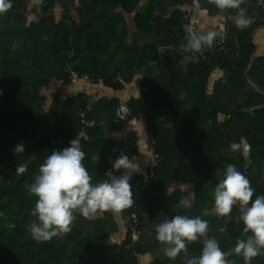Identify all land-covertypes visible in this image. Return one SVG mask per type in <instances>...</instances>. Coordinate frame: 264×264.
Masks as SVG:
<instances>
[{"label":"trees","instance_id":"obj_1","mask_svg":"<svg viewBox=\"0 0 264 264\" xmlns=\"http://www.w3.org/2000/svg\"><path fill=\"white\" fill-rule=\"evenodd\" d=\"M192 2L35 0L28 12L27 0H12L0 15V264H185L183 253L166 257L156 239L154 223L165 216L206 220L208 236L223 251L246 239L237 206L228 216L216 213L214 189L233 165L249 180L253 199L264 195V57L253 41L264 29V0H243L249 20L243 29L232 21L237 10L221 12L215 0H197L200 32L203 16L224 21L226 50L205 45L203 57L184 50ZM58 3L66 6L61 15L53 10ZM72 73L88 85L139 92L124 101L96 100V125L85 128L80 114L88 95L64 100L55 93L48 103L42 94L54 84L72 86ZM121 101L130 118L145 123L156 184L144 189V175L134 174L132 206L91 218L76 213L70 232L35 241L29 186L50 152L79 139L93 182L106 179L121 153L136 162L138 132L115 120ZM21 142L25 152L16 155L12 149ZM19 163L28 164L26 173H15ZM122 228L124 239L109 243ZM202 247V239L188 243L189 256ZM228 261L245 264L235 253ZM251 264H264V251Z\"/></svg>","mask_w":264,"mask_h":264},{"label":"clouds","instance_id":"obj_2","mask_svg":"<svg viewBox=\"0 0 264 264\" xmlns=\"http://www.w3.org/2000/svg\"><path fill=\"white\" fill-rule=\"evenodd\" d=\"M242 3L243 0H215L216 8L221 12L237 10L232 21L240 29L249 24ZM11 8L12 0H0V15ZM205 41L210 45L212 36L193 35L184 50L200 51ZM12 151L16 155L24 153V143H18ZM84 159L80 140L72 139L67 147L50 152L40 164L34 182L29 186L30 193L36 197L31 213L36 220L29 228L35 241H49L70 232L76 213L91 218L100 212L120 211L134 204L130 181L134 173L140 172V166L133 157L121 153L105 173L106 179L97 182H93L82 163ZM27 171V163L15 166L16 174ZM253 197L254 189L247 177L235 166L228 165L223 179L214 189V207L218 215L228 216L237 206L246 239H237L230 252L223 251L218 241L208 236L206 220L198 216H165L155 226L156 239L164 246L163 254L174 260L183 253L185 264H229L228 257L235 253L244 258L245 264H251L252 259L264 251V195ZM200 239L203 240L200 254L189 256L187 244Z\"/></svg>","mask_w":264,"mask_h":264},{"label":"crops","instance_id":"obj_3","mask_svg":"<svg viewBox=\"0 0 264 264\" xmlns=\"http://www.w3.org/2000/svg\"><path fill=\"white\" fill-rule=\"evenodd\" d=\"M34 3H35V0H27L26 9L28 12L31 11V9L34 6ZM65 7L66 6L64 4L62 5V4L58 3L55 6V8L53 9L55 15H61L63 13V10H64L63 8H65ZM73 7H74L73 4L70 3L68 8L73 9ZM205 17L208 19V21H212L214 23H212V26H206L205 31L201 32L202 34H204L205 36L211 35L212 38L225 35L224 27H223L224 21L221 22L222 23L221 24L222 30L218 31V30H216L218 27L217 22L211 20V19L216 20V18H218L219 16H216V17L215 16L214 17L205 16ZM215 30H216V32H215ZM253 41H254V44L256 46V55L264 57V29H259V30L254 32ZM213 80L214 79H212L210 81L209 86L212 84ZM79 83H81V84L79 85ZM51 88L44 90L42 92V94L45 95V97L47 99H48V95H50V97H51L55 93H59V92L70 93L71 92L70 90L73 87L72 86L62 87L59 84H54ZM74 88L79 89V90H84L88 96H90L94 99V102L96 100L104 97L103 95H101L98 92L97 86H92L91 84L88 85V83H86L84 81L77 82V84L74 86ZM63 90H68V91H63ZM130 90H134V89L131 88ZM102 92L105 93V95L109 96V98L115 97V98H118L119 100L124 101V100H128L130 98V96L137 94L139 91H125V94L121 95L120 97H116V95L120 94L123 91H121V92L102 91ZM115 120H116V118H115ZM116 122L121 123V121H117V120H116ZM95 125H96V123H95ZM133 129L138 132L139 142H138V152H137V157H136V163H138L140 166V172L134 173V174L144 175V181H145L147 176H148V169H149V165H150V160L154 156V153L150 149V141H149V137H148V133L146 131V126H145L144 121L137 120L135 125L133 126Z\"/></svg>","mask_w":264,"mask_h":264},{"label":"built area","instance_id":"obj_4","mask_svg":"<svg viewBox=\"0 0 264 264\" xmlns=\"http://www.w3.org/2000/svg\"><path fill=\"white\" fill-rule=\"evenodd\" d=\"M259 5H262L261 2H259ZM198 6V2L197 0H193L192 4L190 6H187L186 8V28H185V33L189 35V37L195 35V36H205L203 35L200 30H199V24H200V19H199V10L197 9ZM213 46L214 48H217L219 51H225L226 50V43L224 41V36H219V37H214L212 38L211 44L209 45L206 41L204 43H202L201 49L198 52V55L200 57L204 56V46ZM79 81H84L87 82V77H78V75L76 73H72L71 74V84L72 87L71 88V92L70 93H59V95L62 97V99L66 100V99H70L72 97H76L78 95H87L86 92L84 90H79L74 88V86L77 84V82ZM93 102L94 99L92 97L89 96L88 98V102L84 108V110H82L80 116H81V122L83 124V126L85 128H92L95 123H96V115L94 113L93 110ZM131 117V113H130V109L128 107V105L125 102H121L118 106V109L116 111V120L117 121H121V122H126L128 123L129 126H134L136 123V119L134 118H130ZM81 137V136H80ZM154 159V158H153ZM151 159L150 161V165H149V169H148V176L145 180L144 189L150 188L153 185L156 184V179L154 177V160ZM133 240L136 241L138 239L137 237V233L133 232L132 234Z\"/></svg>","mask_w":264,"mask_h":264},{"label":"rangeland","instance_id":"obj_5","mask_svg":"<svg viewBox=\"0 0 264 264\" xmlns=\"http://www.w3.org/2000/svg\"><path fill=\"white\" fill-rule=\"evenodd\" d=\"M141 7H143V6H141ZM211 20L217 22L218 27H217L216 30L221 31V30H222V26H221L222 23H221V22L223 21V19H222L221 17H218V18H216V20H214V19H211ZM212 23H214V22H212V21H208V19H207L205 16H203V17H202V23H201V30H202V31H205L206 26H212ZM218 28H219V29H218ZM216 30H215V32H216ZM140 78H141L140 74L137 75L136 83L140 81ZM210 81H211V80H210ZM86 83H87V82H86ZM136 83H134L135 86H137ZM80 84H81V83H79V85H80ZM97 87H98V92H99L101 95H103L104 97H109V96L105 95V93H103L102 91H107V92H109V91H111V90L104 88L102 85H98ZM131 88H133L134 90H130ZM51 89H52V88H51ZM51 89H50V90H51ZM63 91H68V90H63ZM125 91H138V90L136 89V87L128 86V87H126V89L123 90V92H121L120 94H117V95L115 94L116 97H120L121 95L125 94ZM59 93H62V92H59ZM110 96H111V95H110ZM101 97H102V96H101ZM51 100H52V96L50 97V95H48V103H50ZM219 119L222 120L223 117L220 116ZM190 193H191V192H190ZM158 222H159V220L155 221L154 224L156 225ZM125 232H126V230H124V229L122 228V230L119 231L118 234H117L116 236H111L109 243H112V242H121V241L124 239ZM146 261H147V259H143V262H141V264H146Z\"/></svg>","mask_w":264,"mask_h":264}]
</instances>
